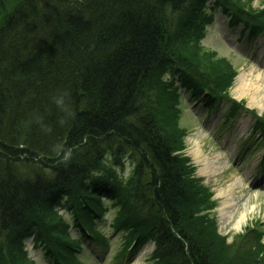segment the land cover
I'll list each match as a JSON object with an SVG mask.
<instances>
[{
  "label": "trees",
  "instance_id": "1",
  "mask_svg": "<svg viewBox=\"0 0 264 264\" xmlns=\"http://www.w3.org/2000/svg\"><path fill=\"white\" fill-rule=\"evenodd\" d=\"M211 1L0 0V264H39L28 239L84 264L73 231L108 243L109 204L122 253L156 241L150 264H264L259 231L218 232L184 154L181 88L211 105L237 74L203 45L213 9L264 27V4Z\"/></svg>",
  "mask_w": 264,
  "mask_h": 264
},
{
  "label": "rangeland",
  "instance_id": "2",
  "mask_svg": "<svg viewBox=\"0 0 264 264\" xmlns=\"http://www.w3.org/2000/svg\"><path fill=\"white\" fill-rule=\"evenodd\" d=\"M254 6H261L264 0H249ZM228 18L216 8L213 23L207 26L203 38V45L218 52V57L227 56L238 71L229 92L220 96L223 100L213 109L203 108L194 99L181 95L180 124L187 128L185 136L184 154L190 158L193 173L202 183L213 192L216 202L217 225L223 234H227L231 242L241 234L258 228L264 230V137L258 132L256 123V110L259 114L264 110V32L260 31L253 43L245 40L239 42L240 27H230ZM242 27V26H241ZM246 73V74H245ZM239 74H245L250 83L240 92ZM260 88V89H259ZM255 93L254 98L252 95ZM233 99L241 100L244 106L236 108ZM263 103V107L260 106ZM200 140L204 155L210 161L209 171L203 173L199 163L191 152L193 138ZM116 168V167H115ZM123 177L128 176L130 167L127 165L123 171L116 168ZM232 194L236 201L233 210H237L233 219L221 217L219 204L221 196L216 195L218 187L233 184ZM110 210L101 220L100 228L110 236L108 246L103 244L87 243V250L78 253L85 264H149L154 244L149 242L142 250H138L132 257L116 258L123 245L122 232L116 231L111 225L116 216V208L109 204ZM67 218L71 219L66 210H61ZM242 212L247 218L239 227L236 220ZM27 249L40 264H52L44 254L43 247L37 248L32 240H27ZM132 259V260H131Z\"/></svg>",
  "mask_w": 264,
  "mask_h": 264
},
{
  "label": "bare ground",
  "instance_id": "3",
  "mask_svg": "<svg viewBox=\"0 0 264 264\" xmlns=\"http://www.w3.org/2000/svg\"><path fill=\"white\" fill-rule=\"evenodd\" d=\"M245 74H239L238 76V80H240V83H239L240 85L238 87L243 88L240 90V92H246L244 88H246V86L250 83L248 77H246ZM260 87L263 88L264 86L262 85ZM254 96H255V93L252 95V98H254ZM260 106L263 107V103H260ZM192 141L193 142L191 145V152L196 158V161L199 163L200 170L203 173L204 172L214 173L215 171H209L211 159H209L206 155H204L200 140L194 137ZM233 186H234V182L233 184L231 183L228 184L226 187H218L217 192H216V195L218 197L221 196V201L219 204V211H220L221 217H227L228 220H232L237 211V210H233V208L235 207V203H236L234 196L231 192L233 189ZM246 218H247L246 212H242L240 217L235 222L238 229L245 222Z\"/></svg>",
  "mask_w": 264,
  "mask_h": 264
}]
</instances>
